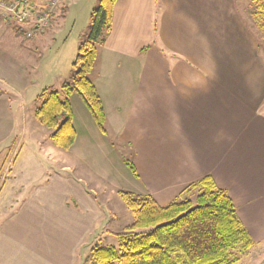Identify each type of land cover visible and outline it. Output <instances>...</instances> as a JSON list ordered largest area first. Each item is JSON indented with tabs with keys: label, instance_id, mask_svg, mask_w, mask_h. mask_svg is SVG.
<instances>
[{
	"label": "crops",
	"instance_id": "0c3cea01",
	"mask_svg": "<svg viewBox=\"0 0 264 264\" xmlns=\"http://www.w3.org/2000/svg\"><path fill=\"white\" fill-rule=\"evenodd\" d=\"M257 1L262 10L264 0ZM63 2L65 13H76L78 5L82 9L95 0ZM234 2L116 0L110 32L89 75L104 109L106 135L71 95L75 140L67 152L88 165V152L82 149H103L111 167L105 176L98 171L94 175L108 185L109 193L125 190L124 181L127 192L148 195L159 206L188 198V186L211 177L230 196L254 245L259 244L256 254L264 247V49L261 35L238 16ZM83 16L89 17V10L81 22L72 18L61 40L54 34L64 24L57 31L50 25L34 34L33 41L46 51L57 43L58 54L48 70L42 65L50 62L49 55L39 52L34 59L47 80L43 78L45 85L32 98L53 86L60 90L66 82L72 59L61 63L60 51L83 28ZM9 23L0 16V36L22 49L16 40L24 33L16 34ZM80 34L72 36L77 46L83 40ZM3 67L0 60V72ZM23 105L24 98L0 74V121L17 129ZM118 145L136 172L134 176L129 170V180L114 161ZM71 167L66 163L60 172L73 174ZM22 172L13 171L6 180L14 205L0 204V264H79L78 249L92 230L105 231L97 198L103 191L79 176L83 172H75L71 179L56 174L48 188L27 194L24 184L14 185Z\"/></svg>",
	"mask_w": 264,
	"mask_h": 264
},
{
	"label": "trees",
	"instance_id": "16d2710c",
	"mask_svg": "<svg viewBox=\"0 0 264 264\" xmlns=\"http://www.w3.org/2000/svg\"><path fill=\"white\" fill-rule=\"evenodd\" d=\"M116 0H98L89 16L88 33L78 44L71 64L70 79L60 90L44 89L34 111L37 122L50 130L49 138L57 148L67 151L75 140L69 96L75 95L88 110L99 131L106 135L105 113L89 78L98 47L110 32L112 7ZM264 13V11L261 10ZM264 30V22L262 23ZM16 34L24 31L13 28ZM125 165L136 176L134 167ZM195 193L159 206L148 195L118 191L132 222L114 233L116 246L94 247L92 264H234L238 256L254 244L236 215L228 193L205 176L184 190Z\"/></svg>",
	"mask_w": 264,
	"mask_h": 264
},
{
	"label": "rangeland",
	"instance_id": "374dc122",
	"mask_svg": "<svg viewBox=\"0 0 264 264\" xmlns=\"http://www.w3.org/2000/svg\"><path fill=\"white\" fill-rule=\"evenodd\" d=\"M63 1L64 0H61V3L56 6L48 24L43 29L45 30L51 25V30L57 31V29L64 24V27L60 28L59 31L54 34L56 39L60 38V40L62 37H67L66 35L70 30L68 27L74 16L78 17V21L81 22L84 11L89 10V13L91 14L92 10L95 9L98 4V0H95V2H93L94 4L91 3L90 5H82V9L81 5H78L76 13H73L72 10H67L68 12L65 13L66 4ZM234 4L238 16L242 17L244 23L248 25L250 29L261 35L262 49H264V31H262L264 13L261 12L258 1L247 0V2L244 3L242 0H235ZM262 11H264V7ZM64 14L68 15L63 16ZM83 23H85L83 28L79 29L74 34L72 33V35H70L65 42L64 51H60L62 53L61 63H64L65 58L69 59V61L72 59L73 62L78 46L75 44L72 36L76 38L75 34L78 32L80 34L83 29V32H81L83 34H80V36L82 39L86 37L89 24L88 16H83ZM12 27V24L10 26L9 23V28L12 29ZM35 33L36 32H34V34ZM34 34L31 37H26L24 35L25 37L21 36L18 40H16V42H18L17 45H22V49L19 50H17L10 43L12 39L8 38V36H0V60L4 65L0 74L2 78L6 80V83H8V87L17 93L19 99H21V97L24 98L23 106L25 107L24 118L21 119L23 123L20 120L21 122L19 121L18 128H14V131L8 122L4 120L0 121V204L14 205L16 202L13 201L15 197L10 196V188L6 186V180L10 177V173L13 171L23 170L22 174L17 173L14 185L17 188H20V185L24 184L27 194L37 188H48L52 182V178L56 174L66 179H71L75 172H83L82 174H79V176L84 175L83 177L86 181L93 185L95 190L98 189L103 191V194H100L97 198L99 200L101 199V205L104 211L102 217L105 216L103 221L106 220L107 222H102V224H100L105 225V231L103 234H100V229H93L90 237L78 249L77 255L78 261H80L79 264H92L90 261L91 249L100 246H116L117 242L113 234L123 231L125 226L132 222V216L125 207L121 197L114 192L109 193L108 185L101 182L96 175H94L95 171H98L105 176L104 173L111 167L108 160L104 158L103 149L95 147L85 150L83 148V152H88V154H85L88 159V161H86L88 163L87 165L81 159L79 161L73 157L70 152L61 150L54 146L49 138L51 131L40 125L34 118V110L41 101V98H38L37 96V98H32V96L41 91V88L45 85L44 79L47 80V74L45 75L44 70H41L42 74L44 73L43 76L37 71L38 64L34 59L37 58L39 52H41V54L43 53V55H49L47 59H50V62L44 61V64L42 63V66H45L47 68L46 70H48L49 65H53L51 58L58 54L55 53L57 43L52 44L50 49L46 51L43 49V46L39 47L37 46L36 41H33V37L35 36ZM35 46L37 47L35 48ZM53 61H55V58ZM6 64L7 66L5 67ZM61 75L64 76L65 73L61 72ZM66 77V82H68L70 79L69 73ZM50 89L58 90L56 86H53ZM74 97L77 98L76 96ZM117 147L118 150L114 155V161L118 165V170L124 175V178L129 180V178H131V173L125 164H122L123 161L129 162V156L119 145ZM118 159L122 164L121 167L119 166ZM13 160H15V163ZM66 163H68L70 167L72 166V172L75 171L73 174L66 173L64 171L60 172L61 167ZM73 166H77L78 168L76 167L75 170L73 169ZM122 183L125 185L123 188L125 190L122 191H128V186L124 183V181ZM96 185H98V187H96ZM194 195L195 193H192L189 194L188 197L193 198ZM108 211L110 212L108 213ZM97 234H99V236L96 237ZM258 246L259 244H253L252 248L248 252H245L240 256H238V252L234 250L231 252L230 256H237L239 264H264V247L260 248V253L253 254L254 250H258ZM82 256H85L83 258L85 260L83 261L79 260V257Z\"/></svg>",
	"mask_w": 264,
	"mask_h": 264
},
{
	"label": "built area",
	"instance_id": "2783aa9c",
	"mask_svg": "<svg viewBox=\"0 0 264 264\" xmlns=\"http://www.w3.org/2000/svg\"><path fill=\"white\" fill-rule=\"evenodd\" d=\"M60 0H0V16L25 30L31 37L41 31Z\"/></svg>",
	"mask_w": 264,
	"mask_h": 264
}]
</instances>
